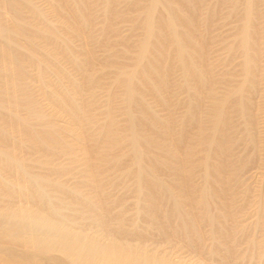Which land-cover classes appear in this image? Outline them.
<instances>
[{
  "label": "rangeland",
  "instance_id": "obj_1",
  "mask_svg": "<svg viewBox=\"0 0 264 264\" xmlns=\"http://www.w3.org/2000/svg\"><path fill=\"white\" fill-rule=\"evenodd\" d=\"M14 2L19 22L14 9L0 0V26L17 44L0 39V112L25 117L27 93L40 120L31 125L6 120L0 134V264H122L126 258L127 264H264V0H205L200 8L199 35L208 44L206 63L214 81L213 96L204 102L209 109L223 102L234 139L226 163L214 155L208 171L207 183L216 195L210 211L219 215L226 204V226L234 233L221 240L218 253L205 220V235L195 245L188 234L166 235L145 218L146 189H137L127 141L113 151L95 152L92 161L85 158L91 147L103 148L110 115L113 126L127 134L124 88L106 62L117 49L126 50L123 76L134 73L133 87L139 88L138 74L147 63L138 59L139 44L151 0H115L117 17L110 23L105 0H83L91 19L86 27L61 10L67 0ZM163 13L158 8L156 16ZM245 30L253 58L250 74L244 71L241 46ZM15 46L22 50L18 60L10 56ZM166 65L172 68L168 88L160 95L145 90L140 102L173 126L172 133H160V148H149L163 158L166 145L175 143L180 152L179 137L198 130L187 112L194 91L183 87L184 76L172 57ZM233 100L244 102V114L232 110ZM203 124L207 138L212 120ZM225 129L221 125V132ZM46 136L54 142L42 148L39 142ZM115 155L119 161L112 167L109 157ZM201 155L195 150L187 161L190 176L168 168L160 172L172 184L180 176L187 179L193 200L187 208L200 217L205 216L197 204L205 183ZM222 162L231 202L216 185Z\"/></svg>",
  "mask_w": 264,
  "mask_h": 264
},
{
  "label": "bare ground",
  "instance_id": "obj_2",
  "mask_svg": "<svg viewBox=\"0 0 264 264\" xmlns=\"http://www.w3.org/2000/svg\"><path fill=\"white\" fill-rule=\"evenodd\" d=\"M82 1L73 0L71 2V0H67V4H61L60 8L64 13L75 17L79 27H86L91 24V19L88 15V6ZM204 1L151 0V7L145 18L143 40L139 44L140 53L138 59L140 62L145 58L147 60L146 65L138 74L139 88L135 89L133 87L134 73L123 76L121 67L124 64L126 50L117 49L106 62L108 67L114 68L117 71L124 88L123 99L126 112L125 129L127 134H122L118 128L113 126V119L110 115L112 124L104 133L103 148L94 149L91 147L85 158L88 161H92L95 152L102 154L107 150L113 151L127 141L136 165L135 179L137 189L139 192L146 189L145 201L147 205L143 211L145 212V218L150 222L157 223L159 229L165 232L166 235L173 233L188 234L190 241L195 245L200 244L201 239H203L202 237L205 235H203V221L205 220L207 225L210 226L213 240L215 239L217 240L215 242H218L217 246L214 247L215 249L213 248V251L218 253L221 252L222 247L220 242L224 238L230 237L233 231L226 226V221L230 216V213H227L226 204L223 205L224 211L219 215H214L210 211L211 202L216 195L207 183L209 180L208 171L212 166L211 160L214 155H218L219 157L221 155L222 161L226 163V155L229 153L228 151H230L234 139L231 135L232 125L223 117V102L217 101V103H220L218 107L217 103L213 102V109L207 108L209 106L204 102L207 97L213 96L214 93V81L206 63L208 44L200 38V29L198 28L200 8L204 5ZM3 2L14 9V17L19 22L20 13L14 0H3ZM105 2L109 11L108 23H110L117 17L115 0H105ZM158 8H162L164 11L161 16H156ZM250 12V5H248L246 14L249 15ZM157 27L160 28L159 31H156ZM16 31L20 32V30ZM37 32L44 34L42 30H37ZM244 32L241 42L242 48L246 51L244 71L250 74L253 58L248 51V32L247 30ZM0 39H3L7 44L17 45L11 41L7 28L2 26H0ZM31 41L35 43L34 39ZM21 52L20 47L15 46L11 48L10 56L18 60L22 56ZM170 57L174 59L182 71L184 76L183 87L194 91L195 97L187 112L189 114V121L196 124L198 130L195 135L185 134L179 137V143L183 145V149L180 152L175 143L166 145L165 151L167 157L163 158L151 155L149 148H160L162 146L160 133H172L173 126L169 121L165 120V117L156 114L150 106L145 103L141 104L140 102L142 101L143 91H152L160 95V91L168 88L169 72L172 71V68L166 65V61ZM23 95L26 97L23 107L27 115L20 118L15 115L10 116L9 113V117L5 112H0L5 115H3L0 121V134L4 130L6 120L15 121L17 124L29 125L36 119L40 120V116L34 110L35 100L27 93ZM231 107H233V111L236 110L242 114L246 112V105L241 100H233ZM206 114H208L207 118L205 117ZM208 118L212 120V126L209 137L204 138L203 122ZM221 125L225 126V132H221ZM177 138L178 136L174 139ZM46 142H54V140L50 136H46L45 139L42 137L41 142H39L40 146L43 148ZM195 150L201 151L202 154L199 161L205 181L204 185L200 187L199 199L197 201V204L205 210V216L201 217L195 215L187 208L188 204L193 203L191 197L192 185L187 179L180 176L172 184L164 181L160 176V172L164 168L174 170L179 175L185 174L186 176H190L191 169L187 161L194 154ZM143 157H147L149 161L145 163ZM109 158L112 167L119 161L117 155ZM224 162L217 168L220 171L217 174L216 185L220 189V192L226 195L229 199L228 201L231 202L233 199L231 183L228 178L221 175V170L225 167ZM167 204H170L169 208L165 207ZM174 218L177 221L179 219V222L174 223ZM44 244H46L45 241ZM229 248L228 246L227 249ZM226 251L227 254H224V256L227 257L230 250ZM128 261L129 258H126V261L122 264H127L129 263Z\"/></svg>",
  "mask_w": 264,
  "mask_h": 264
}]
</instances>
